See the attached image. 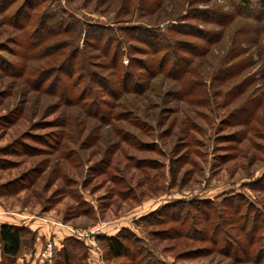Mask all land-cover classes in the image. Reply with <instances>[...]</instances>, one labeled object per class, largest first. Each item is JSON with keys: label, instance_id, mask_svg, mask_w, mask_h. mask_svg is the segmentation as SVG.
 Here are the masks:
<instances>
[{"label": "rangeland", "instance_id": "rangeland-1", "mask_svg": "<svg viewBox=\"0 0 264 264\" xmlns=\"http://www.w3.org/2000/svg\"><path fill=\"white\" fill-rule=\"evenodd\" d=\"M214 11L229 13V1L0 0V210L49 217L81 239L123 224L157 264H256L234 259L249 251L235 239L224 254L223 235L214 248L164 218L171 204L239 193L242 213L264 221V21ZM165 27L183 57L167 74L148 44ZM102 30L120 41V65L131 59L135 89L96 46ZM72 40L98 76L92 97L81 76L59 73ZM63 84L73 93L60 97ZM71 241L78 264L86 247ZM131 252L101 258L142 264Z\"/></svg>", "mask_w": 264, "mask_h": 264}, {"label": "trees", "instance_id": "trees-1", "mask_svg": "<svg viewBox=\"0 0 264 264\" xmlns=\"http://www.w3.org/2000/svg\"><path fill=\"white\" fill-rule=\"evenodd\" d=\"M230 3L229 13H223L219 11H214L213 17L215 20L227 19L226 21H231L237 17H245L250 19L254 23L257 22L261 24L264 21V0H228ZM207 11V10H206ZM205 12V11H204ZM59 23V21H58ZM77 22H71L63 27H73L71 30L74 31L77 29L75 26ZM172 30L176 26L171 27ZM178 28V27H177ZM63 29V30H64ZM62 30V29H61ZM160 30H154L151 34L154 35L155 41H149L148 44L151 46V50L154 53L155 63H157L158 68L162 73L167 74L168 72L172 73L175 71V68L178 63L183 60L182 56H179L175 51L178 42L174 38H170L166 33H170L168 27H165V34ZM107 33L105 37L103 34ZM78 36L81 34L77 32ZM212 35V33H211ZM209 36V34L207 35ZM206 36V37H207ZM77 37V35H76ZM75 37V38H76ZM94 38L101 37L102 40H95L96 46L99 47L101 52L106 56L110 57L111 64L114 66L115 72L118 73L120 79L127 83L129 81H134L133 86H139L140 80L136 75V72L133 70L131 64V59L128 58L127 65L122 66L119 63V54L121 53L120 41L115 38V35L112 34L109 30H102L101 33L93 34ZM74 38V39H75ZM75 41V40H74ZM74 41L70 42L72 49L68 54V69L64 71L63 66H58L62 72L68 77H80V83L83 79L84 88H89L91 91V97L93 93V80L98 78L92 70H90L86 59L80 53L78 46H75ZM179 47V46H178ZM112 51V55L109 54ZM87 57V56H86ZM264 59V56H263ZM90 65V64H89ZM121 66L123 68H121ZM45 74H42L40 77H43ZM60 81V78L51 82L54 86ZM69 93L72 94L73 91L69 90ZM67 92L66 86L63 84L60 87L58 95L60 97L69 94ZM89 96V97H90ZM90 97V99H91ZM93 100H90L92 106L95 105ZM18 187L15 185L14 188ZM236 199H239L238 201ZM242 199V194H234L232 196L222 198L220 204H212V202H207L205 205L197 206L196 202H179L176 205H169L166 208L176 206V212L171 216L165 215V220L175 222L177 225L173 228L175 235L185 236V237H202L209 239L213 247L215 248L218 244L217 236L219 234L223 235L222 240H219L221 246L219 250L224 252V254H229V248L232 247V241L230 238L235 239L239 244V247L242 249L248 248L246 255L244 257L238 256L236 251L234 252L235 260H248L256 264H264V221L261 219L259 214H254L250 216V213L243 212L242 206L239 201ZM196 209V210H195ZM195 211V213H193ZM249 211V208H248ZM179 212V214H178ZM162 217V216H161ZM203 221V222H202ZM203 224L206 230V236L196 235V227ZM229 227H235L237 229L240 238H236L235 235L231 234L228 230ZM124 232H129L127 228L121 227L114 235H107L105 232H101L97 235H94L95 239L99 242L100 248L106 249V255L111 257H121L123 254L131 250L130 259H138L137 261L142 264L149 263L157 264V260L153 258L150 254L144 252V249L135 246L137 240L133 235L131 239ZM33 240L32 232L23 226H17L13 224L0 223V264H13L15 258L20 255L25 246H29ZM74 240V241H73ZM71 242L79 243L77 239H73ZM76 240V241H75ZM82 242V241H80ZM71 246V245H70ZM85 246V243H83ZM72 248V247H71ZM71 249H65L63 253V262L62 264H73L75 259L72 258ZM236 254V255H235ZM74 257V256H73ZM78 264H85V255L77 258Z\"/></svg>", "mask_w": 264, "mask_h": 264}, {"label": "crops", "instance_id": "crops-1", "mask_svg": "<svg viewBox=\"0 0 264 264\" xmlns=\"http://www.w3.org/2000/svg\"><path fill=\"white\" fill-rule=\"evenodd\" d=\"M0 223L23 226L28 228L33 234V240L29 246L23 248L13 264H62L64 250L71 249L70 245L68 248V244L73 239L85 243V264H105L103 258H101L99 242L94 236L86 239L82 237L83 239H81L69 227L54 222L49 217L7 213L1 209ZM122 226L125 225L112 223L108 227L106 234L114 235ZM48 244H51V251L49 256L47 255L46 257L45 251Z\"/></svg>", "mask_w": 264, "mask_h": 264}, {"label": "built area", "instance_id": "built-area-1", "mask_svg": "<svg viewBox=\"0 0 264 264\" xmlns=\"http://www.w3.org/2000/svg\"><path fill=\"white\" fill-rule=\"evenodd\" d=\"M92 234H94V231L92 232ZM50 251H51V244H48V245L46 246V251H45V253H46V257H47V255L49 256Z\"/></svg>", "mask_w": 264, "mask_h": 264}]
</instances>
